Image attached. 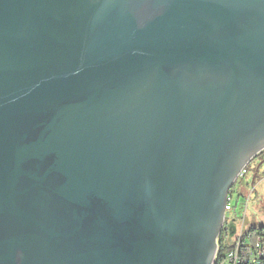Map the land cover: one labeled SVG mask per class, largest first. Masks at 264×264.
Wrapping results in <instances>:
<instances>
[{
  "label": "water",
  "instance_id": "water-1",
  "mask_svg": "<svg viewBox=\"0 0 264 264\" xmlns=\"http://www.w3.org/2000/svg\"><path fill=\"white\" fill-rule=\"evenodd\" d=\"M263 151L264 0H0V264H214Z\"/></svg>",
  "mask_w": 264,
  "mask_h": 264
},
{
  "label": "built area",
  "instance_id": "built-area-1",
  "mask_svg": "<svg viewBox=\"0 0 264 264\" xmlns=\"http://www.w3.org/2000/svg\"><path fill=\"white\" fill-rule=\"evenodd\" d=\"M247 164L239 174V182H243L248 175ZM234 193L228 195L225 205V213L228 219H240L237 215L232 216L234 210ZM239 201V200H238ZM225 250L217 251L214 264H264V227H250L247 229L244 222H241L239 229H236L233 237L227 239L223 244Z\"/></svg>",
  "mask_w": 264,
  "mask_h": 264
},
{
  "label": "rangeland",
  "instance_id": "rangeland-1",
  "mask_svg": "<svg viewBox=\"0 0 264 264\" xmlns=\"http://www.w3.org/2000/svg\"><path fill=\"white\" fill-rule=\"evenodd\" d=\"M261 159L249 162L248 175L234 188L235 206L232 216L240 217L233 224L236 229H239L241 222H244L247 229L264 227V161ZM232 237L233 234L229 232L228 238Z\"/></svg>",
  "mask_w": 264,
  "mask_h": 264
},
{
  "label": "flooded vegetation",
  "instance_id": "flooded-vegetation-1",
  "mask_svg": "<svg viewBox=\"0 0 264 264\" xmlns=\"http://www.w3.org/2000/svg\"><path fill=\"white\" fill-rule=\"evenodd\" d=\"M247 151H248V149L243 150L244 153H247ZM260 158H262L261 160L264 161V151L262 153H260L258 156H256V158H254V160L260 159ZM236 168H237V166H236ZM236 172H233V171L230 172V174H232L231 178H233V176L236 175ZM238 178H239V176L235 179L234 183L231 185V187L228 190L225 191V189H223V192H222V196H224V197H222L223 204H226V197L229 194L234 193L235 186H238V184H240V182H239L240 180ZM214 223L216 225V226H214V229H213L214 234H213V237L211 238V240L207 244H208V246H210V245L212 246L213 243L216 242V249H215V257H216L217 251L220 248V246L222 244H224L225 241H227V239H229L228 238L229 232H231L234 235V233L236 231V227L234 228L233 224L237 223V219L232 218L231 220H229L228 216L225 212L224 213L219 212L217 217H215ZM212 256L214 257V254ZM199 264H206V263L202 262Z\"/></svg>",
  "mask_w": 264,
  "mask_h": 264
},
{
  "label": "trees",
  "instance_id": "trees-1",
  "mask_svg": "<svg viewBox=\"0 0 264 264\" xmlns=\"http://www.w3.org/2000/svg\"><path fill=\"white\" fill-rule=\"evenodd\" d=\"M224 250H225V246L222 244V245L220 246V252L223 253Z\"/></svg>",
  "mask_w": 264,
  "mask_h": 264
}]
</instances>
